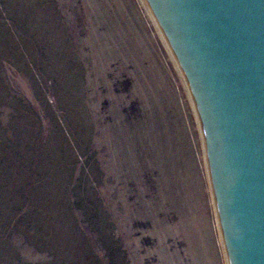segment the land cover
Wrapping results in <instances>:
<instances>
[{
	"label": "rangeland",
	"instance_id": "rangeland-1",
	"mask_svg": "<svg viewBox=\"0 0 264 264\" xmlns=\"http://www.w3.org/2000/svg\"><path fill=\"white\" fill-rule=\"evenodd\" d=\"M164 39L139 0H0V264H228Z\"/></svg>",
	"mask_w": 264,
	"mask_h": 264
},
{
	"label": "water",
	"instance_id": "water-1",
	"mask_svg": "<svg viewBox=\"0 0 264 264\" xmlns=\"http://www.w3.org/2000/svg\"><path fill=\"white\" fill-rule=\"evenodd\" d=\"M201 121L230 264H264V0H146Z\"/></svg>",
	"mask_w": 264,
	"mask_h": 264
},
{
	"label": "bare ground",
	"instance_id": "bare-ground-1",
	"mask_svg": "<svg viewBox=\"0 0 264 264\" xmlns=\"http://www.w3.org/2000/svg\"><path fill=\"white\" fill-rule=\"evenodd\" d=\"M141 5L144 7L145 9V13L148 15L149 19L152 20V23L155 25V27L158 29L159 33L162 35L161 33V30L159 29V26L157 25V22L155 21V17L150 9V7L148 6L146 0H139ZM150 14H149V12ZM152 16V17H151ZM165 40V39H164ZM164 43V42H163ZM204 143H205V140H204ZM204 153H205V163H206V171H207V177H208V180H209V185H210V188H211V191H212V194H213V206H214V209H215V216H216V222L218 224V231L220 230V243L222 245V248L224 249V254H225V257L227 259V262L228 264H230L229 262V257H228V254H227V247H226V244H225V240H224V235H223V231H222V225H221V221H220V216H219V212H218V207H217V202H216V198H215V193H214V189H213V184L211 182V176H210V170H209V164H208V161H207V153H206V146H205V149H204Z\"/></svg>",
	"mask_w": 264,
	"mask_h": 264
}]
</instances>
